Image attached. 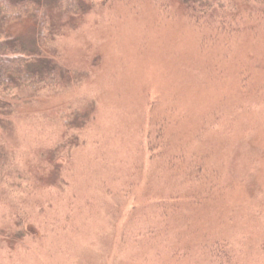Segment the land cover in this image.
Instances as JSON below:
<instances>
[{
    "label": "rangeland",
    "instance_id": "1",
    "mask_svg": "<svg viewBox=\"0 0 264 264\" xmlns=\"http://www.w3.org/2000/svg\"><path fill=\"white\" fill-rule=\"evenodd\" d=\"M85 1L65 24L43 0V55L73 82L0 111V264H225L216 244L264 264V20L229 0L204 26L182 0ZM37 23L11 32L35 48Z\"/></svg>",
    "mask_w": 264,
    "mask_h": 264
},
{
    "label": "trees",
    "instance_id": "2",
    "mask_svg": "<svg viewBox=\"0 0 264 264\" xmlns=\"http://www.w3.org/2000/svg\"><path fill=\"white\" fill-rule=\"evenodd\" d=\"M53 2L65 24H69L73 17L84 15L89 9V4L85 0H53ZM182 2L185 15L202 26L207 22L203 17L211 9L217 6L221 12H224L223 8H225L220 0H196L192 5L190 0H182ZM227 3L235 6L237 3L248 5L253 9L249 10L248 18L264 20V0H229ZM231 9L235 10V7ZM28 18L36 19L39 25L35 48H28L22 39L11 32L15 24ZM222 19L223 14H220V20ZM222 21L224 23V20ZM222 21L218 23L221 26L217 25V28L221 27L223 30ZM58 30V26L53 24L50 14L46 11L43 0H0V111L4 115L11 107L9 95L17 89L24 88L33 94H39L63 89L73 82L72 72L68 68L63 67L54 58L45 57L42 52L44 47L54 41ZM226 30L228 33H235L242 29L226 27ZM79 75L83 76L81 73ZM72 116H76L80 123H84L85 115L74 112ZM65 122L68 129L75 127L71 116H65ZM74 144L75 141L72 139H66L58 147L65 150ZM2 158L0 151V162ZM212 253L214 257L216 255L219 259L223 258L225 264H234L225 247H218L216 244L212 248Z\"/></svg>",
    "mask_w": 264,
    "mask_h": 264
}]
</instances>
